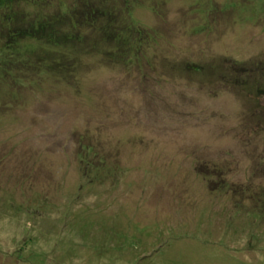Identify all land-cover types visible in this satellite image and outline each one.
I'll return each instance as SVG.
<instances>
[{"label": "rangeland", "instance_id": "374dc122", "mask_svg": "<svg viewBox=\"0 0 264 264\" xmlns=\"http://www.w3.org/2000/svg\"><path fill=\"white\" fill-rule=\"evenodd\" d=\"M132 2L140 62L0 42V264H264V0Z\"/></svg>", "mask_w": 264, "mask_h": 264}, {"label": "trees", "instance_id": "16d2710c", "mask_svg": "<svg viewBox=\"0 0 264 264\" xmlns=\"http://www.w3.org/2000/svg\"><path fill=\"white\" fill-rule=\"evenodd\" d=\"M132 4V0H0V42L5 48L14 42H35L46 56H60V61L71 56L78 62L90 55L117 64L140 62L145 43L157 34L147 25H135ZM191 66L195 72L201 68ZM259 74L263 81H255ZM222 77L250 95L264 97V62L236 64ZM256 115L253 111L261 127ZM42 258L47 260L48 255Z\"/></svg>", "mask_w": 264, "mask_h": 264}]
</instances>
